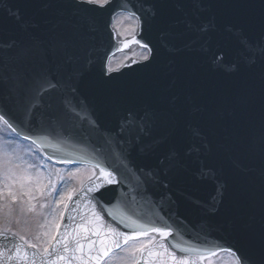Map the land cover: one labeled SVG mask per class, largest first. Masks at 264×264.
<instances>
[{"label": "water", "instance_id": "1", "mask_svg": "<svg viewBox=\"0 0 264 264\" xmlns=\"http://www.w3.org/2000/svg\"><path fill=\"white\" fill-rule=\"evenodd\" d=\"M153 3L0 0V113L16 121L17 133L57 162L91 165L100 159L94 151L99 134L77 131L79 122L76 129L60 132L53 124L56 131H48L44 114L59 108L58 97L30 103L28 80L46 70L61 90L79 82L80 114L89 121L95 117L105 136L115 139L129 113L146 117L143 141L126 148L132 166L158 177L135 200L137 181L125 179L127 173L101 192H77L48 253L1 231L0 264H96L88 256L102 247L101 240L112 246L109 228L137 230L127 226L126 216L170 226L174 235L165 246L196 264H208L230 248H241L250 264H264V0H173V7L156 16ZM122 10L139 19L136 34L126 39L111 26ZM132 45L147 47L149 59L131 58L108 71V58ZM173 151L178 156L169 162ZM77 241L83 251H77ZM180 248L216 255L200 260ZM161 259L138 255L141 264Z\"/></svg>", "mask_w": 264, "mask_h": 264}, {"label": "snow or ice", "instance_id": "2", "mask_svg": "<svg viewBox=\"0 0 264 264\" xmlns=\"http://www.w3.org/2000/svg\"><path fill=\"white\" fill-rule=\"evenodd\" d=\"M77 3H98L100 0H76ZM173 0H154L152 15L156 16L158 14H163L165 10L173 7ZM19 19V17H17ZM15 45V41L5 45L8 48H11ZM144 60H148L149 56H143ZM27 91L26 96L29 99L30 103L33 105H42L45 103L46 98L50 101L56 97L59 99V108L51 113H45L46 120L48 122L49 128L48 131L55 132L56 128H53L52 125L55 124L60 132L67 130V127L76 129V123L79 122L81 129H76L77 131L84 130L89 135L97 133L98 143L94 146V151L97 156L100 158L96 161H90L91 168L93 169L91 175L88 177L89 184L87 187L81 188L84 194L101 192L102 189H107L108 186L119 184L120 177L124 175L125 179H128L129 176H134L136 179V184L133 187L131 198L135 200L137 197L144 198L148 194V185L152 183H158V177L155 172L151 169H139L131 165L130 153L127 151L126 146L128 144L135 145L137 141H143L144 134L148 131V120L146 117H140L134 113H129L123 118V122L119 125V131L115 134V139L110 133L105 136L103 133L107 131L102 127L99 121L93 117L90 121L88 116H81L82 109L80 108L77 96L80 93V85L77 81L73 83L72 86L67 90H61L59 86V81L52 77L50 73L46 70H41L39 73L30 77L26 85ZM51 107V103L47 105ZM91 115V113H89ZM0 121H3L12 132H17V123L11 118L7 112L0 113ZM88 125L87 129H84V124ZM43 130V129H42ZM23 139H30L29 136H24ZM191 150V148H190ZM178 153L175 151L169 154V162L176 159ZM118 162L119 166L114 167L113 165ZM11 163V161H9ZM2 167V163H0ZM32 167V165H29ZM98 169L99 175L96 171ZM123 169V172L121 171ZM79 171V170H77ZM72 176H76L77 172L71 173ZM50 192H55L56 196L59 199L56 201L57 204L64 203L65 201H72L73 196L76 194L75 190L68 191L66 193H61L60 189L55 183H52ZM167 187V185H164ZM47 187V186H45ZM43 194V193H41ZM103 194V193H101ZM9 196L12 198L13 202L17 199L16 194L9 191ZM31 200L32 197L29 196ZM44 205H41L43 207ZM65 209L68 205L65 203ZM32 208H29V211H32ZM112 215L111 212L108 213ZM93 216L100 220L102 217L99 213L93 212ZM61 218H63V213H61ZM129 223L127 226H135L137 230L133 231L131 234L118 232L115 228H109L107 230V235L111 239V245L108 246L105 244L104 240H101L102 247L96 251V254L89 255V260L96 261V264H99L100 260L108 257L112 253L113 248L121 249L122 245L120 243V238H123V245H128L129 241H138L141 237H149L145 242L140 243L139 245L133 244L132 251L126 253L124 257L114 258V264H141V261L135 258V253L140 252L142 257H147L148 259L152 257H164L159 261V264H168L170 261L171 264H196V259H191L189 257H178L174 251L169 250L165 246L163 241L167 238L174 235L173 229L170 226H153L150 223H141L138 220L132 219L130 216L124 217ZM57 229L59 225L56 226ZM91 229L85 227L84 231H90ZM151 233H155L160 237V240H156V236H150ZM94 235H100L99 231L93 230ZM13 235H18V233H13ZM21 240H25L23 235H20ZM55 239V237H53ZM29 247L36 248L37 245L30 243ZM92 243H95L94 241ZM77 251H83V244H80L77 241ZM65 250H67V245H65ZM19 251V246L17 248ZM46 253L49 252L48 248H45ZM91 251V250H90ZM182 252H191L195 253L200 260H203L206 256H215L214 251H209L207 249H192V248H180ZM235 254V264H250V259L247 257L241 248L228 249ZM50 254V253H49ZM57 259H64L63 256H58ZM144 264H147V260L144 261Z\"/></svg>", "mask_w": 264, "mask_h": 264}, {"label": "rangeland", "instance_id": "3", "mask_svg": "<svg viewBox=\"0 0 264 264\" xmlns=\"http://www.w3.org/2000/svg\"><path fill=\"white\" fill-rule=\"evenodd\" d=\"M103 1L105 0H100V2ZM117 15L114 27L119 34H133L137 27L135 18L127 13ZM145 55H147L145 48L134 47L129 53L121 52L112 56L109 67L115 68L122 65L130 56L142 59ZM40 153L32 143L18 138L0 121V163H2L0 167V230L23 235L24 241L36 244V248L44 252L58 230L56 226L61 222L65 203H68L65 201L57 204L59 197L55 192H50L52 187L50 181L57 185L62 194L73 190L76 192L93 170L86 165H57L46 160ZM73 172H77V175L72 176ZM10 190L16 194L15 202L9 196ZM29 196L32 197L31 200ZM41 205L44 206L41 207ZM33 206L34 209L29 211V208ZM147 239L149 238L129 242L122 250L114 251L103 264H114V258L124 257L126 253L132 251L133 244L139 245ZM136 255L137 252L135 258ZM209 264H235V262L229 254L222 253Z\"/></svg>", "mask_w": 264, "mask_h": 264}]
</instances>
